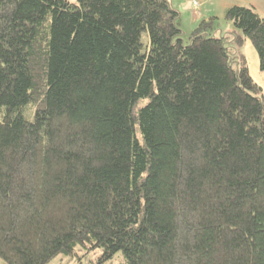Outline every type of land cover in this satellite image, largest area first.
I'll return each mask as SVG.
<instances>
[{
  "label": "trees",
  "instance_id": "1",
  "mask_svg": "<svg viewBox=\"0 0 264 264\" xmlns=\"http://www.w3.org/2000/svg\"><path fill=\"white\" fill-rule=\"evenodd\" d=\"M178 18L170 0H0V261L264 264L262 87ZM225 19L264 72V17Z\"/></svg>",
  "mask_w": 264,
  "mask_h": 264
},
{
  "label": "rangeland",
  "instance_id": "2",
  "mask_svg": "<svg viewBox=\"0 0 264 264\" xmlns=\"http://www.w3.org/2000/svg\"><path fill=\"white\" fill-rule=\"evenodd\" d=\"M173 8L179 11L178 22L183 32V43L190 41L193 31L204 21L203 30L207 35L215 37H227V46L231 53V60L237 61L243 55L248 64L249 73L254 82L262 87L264 94V72L260 71L257 52H255L250 41L244 40V44H239L236 37H243L242 32L225 19V10L233 4L251 7L264 17V0H170ZM199 4L194 6L193 2ZM72 256L60 254L49 261L48 264H125L121 252L110 260L100 262L102 251L95 249L86 252L80 247L75 248ZM0 264H5L0 261Z\"/></svg>",
  "mask_w": 264,
  "mask_h": 264
},
{
  "label": "crops",
  "instance_id": "3",
  "mask_svg": "<svg viewBox=\"0 0 264 264\" xmlns=\"http://www.w3.org/2000/svg\"><path fill=\"white\" fill-rule=\"evenodd\" d=\"M244 43H245V41H244ZM244 43H243V44H244Z\"/></svg>",
  "mask_w": 264,
  "mask_h": 264
}]
</instances>
